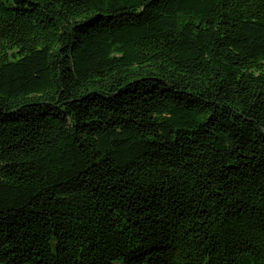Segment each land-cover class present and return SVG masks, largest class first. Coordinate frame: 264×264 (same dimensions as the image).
<instances>
[{
    "label": "trees",
    "instance_id": "obj_1",
    "mask_svg": "<svg viewBox=\"0 0 264 264\" xmlns=\"http://www.w3.org/2000/svg\"><path fill=\"white\" fill-rule=\"evenodd\" d=\"M0 264H264V0H0Z\"/></svg>",
    "mask_w": 264,
    "mask_h": 264
}]
</instances>
